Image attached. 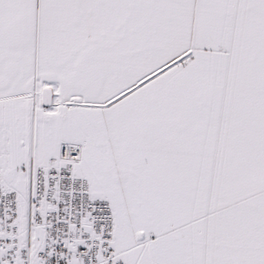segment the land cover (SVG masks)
Listing matches in <instances>:
<instances>
[{
    "label": "snow or ice",
    "instance_id": "snow-or-ice-1",
    "mask_svg": "<svg viewBox=\"0 0 264 264\" xmlns=\"http://www.w3.org/2000/svg\"><path fill=\"white\" fill-rule=\"evenodd\" d=\"M0 264H264V0H0Z\"/></svg>",
    "mask_w": 264,
    "mask_h": 264
}]
</instances>
